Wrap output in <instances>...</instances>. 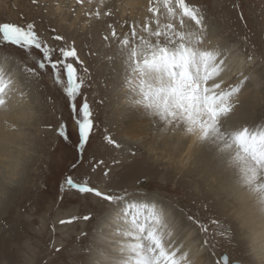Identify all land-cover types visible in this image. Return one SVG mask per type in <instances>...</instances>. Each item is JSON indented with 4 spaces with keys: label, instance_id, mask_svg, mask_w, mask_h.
<instances>
[{
    "label": "rangeland",
    "instance_id": "1",
    "mask_svg": "<svg viewBox=\"0 0 264 264\" xmlns=\"http://www.w3.org/2000/svg\"><path fill=\"white\" fill-rule=\"evenodd\" d=\"M100 1L93 0L91 5H80L76 4L75 0H0V23L10 22L21 25L32 23L38 35L51 47H59L64 44L76 47L78 55L83 61L82 66L77 65L79 74L84 80L81 99L86 96L95 114V128L81 155L77 150L78 137L62 87L55 84L50 68L40 70L37 67L36 61L41 59V54L34 49L31 52H25L11 45L0 46V58L7 60V70L15 67L18 71L16 76L22 79L19 84L20 89L25 90L28 94L32 111L28 124L24 125L27 139H19L20 144L24 145L26 153L18 152L16 149V155L22 157V160L17 166L15 181L11 188L14 191L9 201L8 198L2 202L3 205L0 204V212L3 214H0V250L2 251H0V264H63L66 261L75 264L79 261L78 264H81V257L77 255L85 251L84 257L86 255V257L88 256L86 259L89 258L92 243L89 240L87 245L85 242V244H81L80 241L83 237L88 239L94 229H88V232L84 231L85 233L79 235L78 239L69 242L71 244L66 242L71 235L73 236V233L80 232L81 227L79 228L77 224L87 222V220H83L84 216L91 214L90 217L95 216L92 220L94 226L95 219L99 215L94 212L96 208L91 207L92 205L88 203L94 199L87 194L69 189L66 185L64 191L61 192V184L64 178L69 175L77 182L87 177L90 186L102 182L107 185L104 191L109 189L121 191L131 184L138 187L141 181H146L148 186L145 188V193L160 197L169 203L171 210L177 212L175 219L178 218V222H187V226L194 229L204 250L208 252L210 259L213 258L214 263L224 264L222 256L225 255L230 264L232 262L246 264L244 246L235 240L226 209H223L219 203V198L226 195L232 186L237 187L236 183L232 181L236 180V177L218 155L215 156L217 161L214 159L210 163L214 164L213 167L216 169V173H214L216 179L209 185H206L200 178L199 181H195V184L191 176L176 173L172 163L166 165L153 163L151 167L143 151L140 152V160H137L136 165L131 164L132 160L128 159L130 156L118 155L116 157L118 161L126 165V170L123 168L118 173L108 172L107 177L103 174L105 169H99V166L103 164H99L93 171L92 152L95 147L97 148L95 145L100 142L98 141L99 136L101 134L120 136L115 132V129L122 124L116 119L122 115V111L119 107L111 111L110 106L105 104L107 90L110 89L109 91L113 94L112 88L115 86L113 82L115 79L111 82L107 77L115 78L116 76L111 68L117 59L116 54L123 50L120 40L125 35L131 38L133 29H136L132 20H127L125 15L115 16L117 13H114L113 10H116L117 7L112 0H103V3ZM186 2L200 8L204 16L205 28L216 30V34L219 33L217 38L219 37L220 41L237 44L246 58L259 59L261 71L264 74V0H186ZM105 5H108L107 10L102 11ZM85 9L89 12L99 10L101 15L99 18L86 16L83 14ZM104 12H110V15L105 16ZM158 18L161 26L170 22L166 16L158 14ZM149 19L153 21L152 13ZM105 20L109 22L105 24ZM185 21V28L179 27L178 20L171 22L178 30H197L195 22L188 18H185ZM121 23L125 26L121 27ZM152 23L154 24L152 25ZM152 23L149 25L155 30L156 23L154 21ZM113 30L116 32L115 38L112 37ZM93 33L94 37H90ZM56 35H61L64 39L56 41L53 39ZM139 36L137 34V39ZM141 36L146 37L147 33L143 32ZM151 39L154 42L155 38ZM118 61L126 66L125 55ZM29 68L35 69V74L28 72ZM83 68L88 71L84 72ZM125 69L127 68L125 67ZM260 96L261 98L256 101V105L254 104L251 110L258 111L259 119L264 125V96ZM113 98L116 96L113 95ZM62 121L67 122L69 137L67 140L57 134V129ZM117 142L120 143L119 140ZM111 148L114 149L112 145ZM114 151L116 152L118 149L115 148ZM96 161H100V159L97 158ZM73 164H77L75 169L72 167ZM224 165L227 169L224 168ZM208 166H206L207 170L210 168ZM163 167H166V170H163ZM167 169H172L174 172L171 170L167 173ZM212 184L213 186H211ZM91 196L94 195L91 194ZM94 198L101 200L98 197ZM78 204H85V207H80L81 216L73 220V223L71 222L74 228L72 225L70 227V223L63 225L57 223V219L65 218V214H77L79 210L76 206ZM104 210L101 211V215L104 214ZM188 216H192L193 220H188ZM213 220L219 221L224 227L231 229L233 236L221 235L223 229L217 224H213ZM200 225H204L206 231L202 230ZM77 227L79 229L75 230ZM66 230L68 231L66 232ZM67 234L70 236L68 237ZM1 241L5 242L2 244ZM62 247L64 249H61ZM73 256L77 258L75 259ZM87 263H89L88 260ZM87 263L85 262V264Z\"/></svg>",
    "mask_w": 264,
    "mask_h": 264
},
{
    "label": "snow or ice",
    "instance_id": "2",
    "mask_svg": "<svg viewBox=\"0 0 264 264\" xmlns=\"http://www.w3.org/2000/svg\"><path fill=\"white\" fill-rule=\"evenodd\" d=\"M75 3L91 5L93 0H75ZM148 11L156 23L155 30L146 21L142 31L147 33V37L139 36L137 39V32L133 29L131 38L125 35L120 40L126 54L125 63L130 70L127 89L131 94V105L156 118L165 126L164 131L169 126L173 130L179 128L186 135L194 136L197 142L213 145L217 155L233 171L237 187L245 189L264 209V126L234 127L227 123V117L239 103L235 97L244 80L228 88H222L223 80L218 82L225 60L218 48L201 46L206 28L199 7L186 0H150ZM83 14L96 18L101 15L99 10L89 12L87 9ZM158 14L166 16L170 22L161 26ZM103 15H110V12ZM185 18L195 22L196 31L177 30L171 22L178 20L184 28ZM112 36L116 37L115 30ZM151 38H155L154 42ZM53 39L62 41L64 38L56 35ZM3 45L15 46L25 52L34 49L41 54V59L36 61L37 67L40 70L50 68L55 84L62 87L78 137L77 150L82 155L95 128V114L86 96L81 99L84 80L77 65L82 66L83 61L76 47L68 44L51 47L38 35L34 24L10 22L0 23V46ZM27 71L35 74V69ZM83 71L88 70L83 68ZM13 84L11 74L0 68V106L6 104ZM57 134L69 139L66 121L60 123ZM105 140L116 149L123 148L111 136H106ZM130 155L135 156V151L130 150ZM99 164H104V161L93 164V171ZM72 167L75 169L77 164ZM104 175H109L107 169ZM65 185L81 194H92L106 201L110 208L108 227L113 243L110 250L98 251L95 264H189L187 252L178 255L180 248L174 240L177 223L162 205L147 199H134L133 193L127 189L104 191L90 186L87 177L77 182L71 175L66 176L61 192ZM140 186L146 187V182L141 181ZM75 219L77 217L60 223H71ZM83 219L88 220L89 216ZM187 219L191 221L193 217L188 216ZM212 223L223 229L221 235L231 237L229 228L216 220ZM200 226L206 231L204 225ZM222 259L224 264H228L227 256Z\"/></svg>",
    "mask_w": 264,
    "mask_h": 264
},
{
    "label": "bare ground",
    "instance_id": "3",
    "mask_svg": "<svg viewBox=\"0 0 264 264\" xmlns=\"http://www.w3.org/2000/svg\"><path fill=\"white\" fill-rule=\"evenodd\" d=\"M112 2L115 3V6L117 7L116 10H113L114 13H117L115 14V16L118 15L119 17H121L125 15L127 20H132V24L135 25V30L140 36L143 33L142 29L144 23L146 21L149 23L153 22L149 19V16L151 15V13L148 11L150 0H112ZM107 6L108 5H105L102 11L107 10ZM107 22L109 21H104L105 24ZM123 23L125 24L126 22ZM123 23H121V27L125 26L123 25ZM153 24L154 23H152V25ZM149 27L151 28L150 25ZM216 33V30L214 31L212 28H206L204 44L201 46L218 48L222 53V58L225 60V63L222 66L224 70L221 72V76L220 78H218V82L219 80H223L222 88H228L233 87L241 80H244V84L241 86L240 92H238L235 97V99L238 100L239 103L235 104L233 111L227 117V123L234 127L247 126L250 128H256L257 126H264L259 119L260 116L258 111L255 112L254 110H251V107H253L256 101H259L258 99L261 98L260 95L264 96V74L261 71L260 60L255 57L246 58L240 51L237 44H228L226 42L220 41V38H217V35L219 33ZM90 37H94V33ZM124 55H126L125 52L121 50L116 54L117 59L114 62L112 61L113 66L111 65V69H113L116 76L115 78H112V76H108L107 78H109L111 82L113 81V79H115L113 81L115 86L114 88H112L113 94H111L109 89L107 90V97L105 98V104H108L110 106L111 111H114V109L118 107L122 111V115L116 118L117 121L121 122L122 124L118 125L116 127L117 129H115V132L119 133L120 136L116 137L114 135L113 137L109 134H101L99 136L98 141L100 142H98V145H95L97 146V148L95 147L94 152H92V165L96 164V160L97 158H99L100 160L104 161V164L102 166H99V169H107L109 173H118L123 168H125L126 170V165L122 164L116 159L118 155L130 156V158L128 159L132 160L131 164L136 165L137 160H140L139 154L143 151L146 154L145 157L147 161H149L151 167L153 166V163L160 165L172 163L173 169L176 173L191 176L195 184V181H199L200 179H202L203 182L206 183V185L211 184L213 181H215L214 179H216V176L214 175V173H216V169L213 167L214 164H210L216 158V148L211 144H201L197 142L194 136L186 135L184 131L179 128L173 130L172 127L169 126L168 130L164 131L165 126L158 120H156V118L146 115L142 108L133 107L131 105V94L127 89V77L130 70L127 68V65L123 66L122 63L118 61ZM125 67L127 69H125ZM0 68H4L6 71H8L11 74L12 79L14 80L12 91L9 93L6 104L0 106V204H2L4 200L8 198V201L10 200L12 192L14 191L11 188L13 182L15 181L14 178L16 176L17 166L19 165V163H21L20 160H22V157L16 155V152L17 150L18 152L26 151L24 145L22 146L20 144L21 142L19 141V139H27L24 131V125L28 124V119L32 115V111L28 94H26L25 90L20 89L21 86L19 84L20 82H22V79L16 76L18 71L15 69V67L9 68L7 70V60L2 58H0ZM245 77H247L246 80L244 79ZM113 95H115L116 98H113ZM106 136H111L116 141L119 140L123 145V148L118 149V151L116 152L114 151L115 148L112 150L111 145L108 144L105 140ZM130 150H134L136 155L131 156ZM113 161H117L118 163H113ZM208 165L210 166V168L207 170L206 166ZM222 166L220 167V169L223 168ZM163 168V170H166V167ZM224 168L227 169L225 165ZM167 170V173H169L172 169ZM174 170L172 171L174 172ZM129 180L131 181V179ZM232 181L233 183H235V179ZM193 182L190 181V183L192 184ZM95 186L101 188L102 190H105L107 185L103 184L102 182H98V184ZM211 186H213V184ZM145 188L146 187H141L140 185L136 187L131 184L126 189L128 192L133 193L134 199H147L149 201H155L158 204L162 205L175 219V217L177 216V212L171 210V208L169 207V203L160 197L146 194ZM226 193H224L226 195H223L219 198V203L221 204L223 209H226L227 217L230 221L229 223L231 224L230 226H232L231 229H233V234L235 235V240L239 243H242V246H244V251L246 252V264H264V209H262L261 206L257 204L255 198L251 194L247 193L245 189L232 186ZM87 195L94 199L91 200V202L88 201V203L92 205L91 207L96 208L94 212L99 215L95 219V227L93 226L94 221H92L94 220L95 216L90 217L92 216L91 214L89 216L90 219L87 220L85 224L82 222L80 224H77L79 225V228L81 227L79 233H73V236L67 234L68 237L70 236V238L67 239L66 243L71 244L69 242L73 241L74 239H78L79 235L85 233L84 231L88 232L89 230L94 229L93 233H91L90 231L91 234L88 239L83 237V239H81L80 241L81 244L85 242L88 245L89 240L90 243H92V250L89 253L90 255L88 254L89 258L86 259L88 257H86V255L84 257V253L86 251L84 253L78 254L77 256L81 257V264H85V262L87 263V260L89 262L87 264H95V260L98 259V251L101 249L106 251L110 250L113 243V241L110 239L111 229L108 227L110 223V208L108 206V203L104 202L103 200L96 199L94 198L95 196H91V194ZM81 206L85 207V204H78L76 206L77 210H79L77 214H65V218L59 220L57 219V223L59 224L61 220L67 221L72 217L78 218V216H81ZM86 206L89 205L86 204ZM218 209L220 210L221 208ZM102 210H104L105 212L101 215V213L103 212ZM0 214L2 213L0 212ZM178 220V218L177 220L175 219L177 227L175 229L174 235L175 245L180 248V252L178 253V255L187 252L188 255L186 259L188 260L189 264H216L212 260L213 258L210 259L211 257H209L208 252L204 250V246L202 242L199 241L198 236L194 233V229H192L191 226H187V222H178ZM180 220L182 219L180 218ZM71 225L72 224L70 223V227ZM78 227L75 228V230L79 229ZM67 231L68 230H66V232ZM228 241L230 240L228 239ZM4 242L5 241H3L2 244ZM8 249L10 250V248ZM61 249H64V247H62ZM75 256L73 257L76 259L77 257ZM78 263L79 261H77L76 264ZM63 264L75 263L66 261ZM228 264H230V262H228Z\"/></svg>",
    "mask_w": 264,
    "mask_h": 264
},
{
    "label": "water",
    "instance_id": "4",
    "mask_svg": "<svg viewBox=\"0 0 264 264\" xmlns=\"http://www.w3.org/2000/svg\"><path fill=\"white\" fill-rule=\"evenodd\" d=\"M225 255L222 256V258L224 257ZM223 261V259H222ZM231 264H240L239 262H232Z\"/></svg>",
    "mask_w": 264,
    "mask_h": 264
}]
</instances>
